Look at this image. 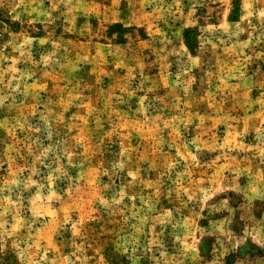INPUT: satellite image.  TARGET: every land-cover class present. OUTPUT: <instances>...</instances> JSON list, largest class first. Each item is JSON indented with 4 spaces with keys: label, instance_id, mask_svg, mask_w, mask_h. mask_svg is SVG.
Masks as SVG:
<instances>
[{
    "label": "rangeland",
    "instance_id": "1",
    "mask_svg": "<svg viewBox=\"0 0 264 264\" xmlns=\"http://www.w3.org/2000/svg\"><path fill=\"white\" fill-rule=\"evenodd\" d=\"M0 264H264V0H0Z\"/></svg>",
    "mask_w": 264,
    "mask_h": 264
}]
</instances>
